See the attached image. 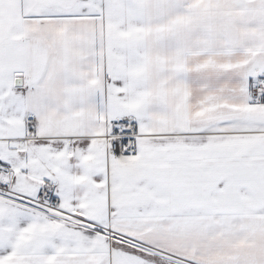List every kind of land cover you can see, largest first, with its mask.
<instances>
[{
	"label": "snow or ice",
	"instance_id": "snow-or-ice-1",
	"mask_svg": "<svg viewBox=\"0 0 264 264\" xmlns=\"http://www.w3.org/2000/svg\"><path fill=\"white\" fill-rule=\"evenodd\" d=\"M0 264H264V0H0Z\"/></svg>",
	"mask_w": 264,
	"mask_h": 264
}]
</instances>
